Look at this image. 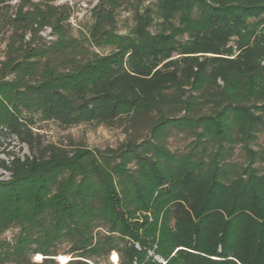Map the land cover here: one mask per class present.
<instances>
[{
  "label": "trees",
  "instance_id": "obj_1",
  "mask_svg": "<svg viewBox=\"0 0 264 264\" xmlns=\"http://www.w3.org/2000/svg\"><path fill=\"white\" fill-rule=\"evenodd\" d=\"M72 16L67 3L0 0V137L29 150L0 159V264L61 252L97 264L112 250L119 264H264V143L251 146L264 128V0H95L86 28ZM37 118L124 120L128 137L42 144ZM173 131L190 138L180 152Z\"/></svg>",
  "mask_w": 264,
  "mask_h": 264
},
{
  "label": "rangeland",
  "instance_id": "obj_2",
  "mask_svg": "<svg viewBox=\"0 0 264 264\" xmlns=\"http://www.w3.org/2000/svg\"><path fill=\"white\" fill-rule=\"evenodd\" d=\"M55 4L67 3L73 10V16L71 22L74 28L80 24L83 28H86L90 21V8L95 3V0H53ZM132 25L131 13L126 10L120 11L117 16V31L123 33L126 32ZM264 35V24L261 27ZM101 52H107L108 48L104 50L99 49ZM3 43L0 42V59L2 57ZM221 84V81H219ZM129 126L124 120L117 121L111 126L94 124V123H83L70 127L60 126L54 121H45L37 118L32 127V133L38 142L42 144H55L57 146L71 149L76 147H85L88 149H105L115 148L121 143L125 142L128 137ZM135 135H139L138 132H134ZM142 135V134H141ZM190 138L186 135L173 131L167 141L168 148L173 152H180L185 149ZM264 143V128L259 133L258 139L254 144H251L253 149L260 148ZM12 154L23 158L24 155L29 154V150L26 144L21 143L14 136H1L0 137V159L9 162L12 158ZM231 159L239 164L245 163L246 158L244 151L241 148V144L235 145ZM9 172L0 168V179H7ZM17 228L11 227L5 233L3 237H11L16 232ZM66 248L62 245L60 249ZM117 252L112 250L109 254V258L98 259L97 264H119L116 261ZM118 255V254H117ZM42 256L40 253H35L32 256V261L41 262ZM63 256H70L69 254L59 253L54 256V260H64ZM114 257V262L112 261Z\"/></svg>",
  "mask_w": 264,
  "mask_h": 264
},
{
  "label": "built area",
  "instance_id": "obj_3",
  "mask_svg": "<svg viewBox=\"0 0 264 264\" xmlns=\"http://www.w3.org/2000/svg\"><path fill=\"white\" fill-rule=\"evenodd\" d=\"M115 255H116V261L118 262V255L117 254H115ZM40 257L43 258V256H40ZM63 257H64V260H58L57 264H65L71 259V256H63ZM112 261L114 262V257H113Z\"/></svg>",
  "mask_w": 264,
  "mask_h": 264
}]
</instances>
